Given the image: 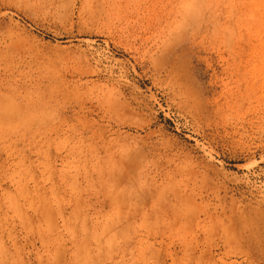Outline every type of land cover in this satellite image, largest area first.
<instances>
[{
	"label": "rangeland",
	"instance_id": "1",
	"mask_svg": "<svg viewBox=\"0 0 264 264\" xmlns=\"http://www.w3.org/2000/svg\"><path fill=\"white\" fill-rule=\"evenodd\" d=\"M0 264H264V0H0Z\"/></svg>",
	"mask_w": 264,
	"mask_h": 264
}]
</instances>
